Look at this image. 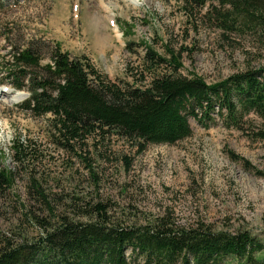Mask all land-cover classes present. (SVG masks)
<instances>
[{
  "label": "rangeland",
  "instance_id": "rangeland-1",
  "mask_svg": "<svg viewBox=\"0 0 264 264\" xmlns=\"http://www.w3.org/2000/svg\"><path fill=\"white\" fill-rule=\"evenodd\" d=\"M6 35L15 44L27 39L58 43L122 85H130L139 73L145 47L163 56L166 49L180 53L181 73L207 83L247 65L264 66V49L256 37L222 34L188 0H6L0 5V60L7 57ZM16 94L22 97L12 101ZM26 97L25 90L13 92L0 80V167L15 173L12 187L0 192L3 234L31 237L39 232L23 215L33 204L28 193L32 174L44 190L59 195L57 200L73 195L101 200L110 203L116 217L137 222L170 212L185 227L204 222L215 229H246L264 241V176L256 173L264 171V140L219 122L203 128L190 120L191 136L173 145L148 144L139 155L120 139L97 146L90 142L94 180L82 161L56 146L46 118L18 110ZM15 141L26 148L22 161L15 156ZM124 157L131 159L129 168ZM34 210L40 213L38 206Z\"/></svg>",
  "mask_w": 264,
  "mask_h": 264
},
{
  "label": "trees",
  "instance_id": "trees-1",
  "mask_svg": "<svg viewBox=\"0 0 264 264\" xmlns=\"http://www.w3.org/2000/svg\"><path fill=\"white\" fill-rule=\"evenodd\" d=\"M5 2L0 0V5ZM188 2L204 11L222 34L251 35L264 49V0ZM5 42L1 83L13 92H27L16 107L34 118H46L56 146L82 161L94 180L90 142L97 146L120 139L139 155L148 144L173 145L191 136L190 120L203 128L219 122L264 140V66L247 65L207 83L181 73L180 53L166 49L163 56L145 47L139 73L130 85H122L58 43L27 39L15 44L9 35ZM13 148L22 161L26 148L19 141ZM230 156L251 167L243 157L232 152ZM124 159L129 168L131 159ZM256 173L264 176V171ZM14 178L12 170L0 167V192L12 187ZM28 183L33 204L24 208V220L39 232L31 237L0 232V264H264V241L249 230L215 229L204 222L185 227L170 212L131 221L112 214L108 202L81 195L57 200L59 195L44 190L34 175Z\"/></svg>",
  "mask_w": 264,
  "mask_h": 264
},
{
  "label": "bare ground",
  "instance_id": "bare-ground-1",
  "mask_svg": "<svg viewBox=\"0 0 264 264\" xmlns=\"http://www.w3.org/2000/svg\"><path fill=\"white\" fill-rule=\"evenodd\" d=\"M133 4H136L138 0H130ZM22 97L21 94H16V95H11V100L12 101H18Z\"/></svg>",
  "mask_w": 264,
  "mask_h": 264
}]
</instances>
